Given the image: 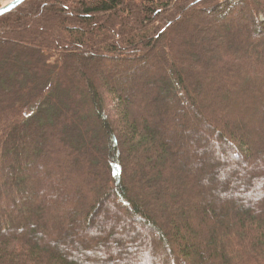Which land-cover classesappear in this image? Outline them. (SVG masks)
Masks as SVG:
<instances>
[{"label": "trees", "instance_id": "trees-1", "mask_svg": "<svg viewBox=\"0 0 264 264\" xmlns=\"http://www.w3.org/2000/svg\"><path fill=\"white\" fill-rule=\"evenodd\" d=\"M0 264H264V0L1 15Z\"/></svg>", "mask_w": 264, "mask_h": 264}, {"label": "water", "instance_id": "water-1", "mask_svg": "<svg viewBox=\"0 0 264 264\" xmlns=\"http://www.w3.org/2000/svg\"><path fill=\"white\" fill-rule=\"evenodd\" d=\"M25 0H9L7 3L0 6V16L11 11Z\"/></svg>", "mask_w": 264, "mask_h": 264}, {"label": "rangeland", "instance_id": "rangeland-1", "mask_svg": "<svg viewBox=\"0 0 264 264\" xmlns=\"http://www.w3.org/2000/svg\"><path fill=\"white\" fill-rule=\"evenodd\" d=\"M9 0H0V6L1 5H3V4H5V3H7ZM79 215V211H75L74 213H73V218H75V217H77Z\"/></svg>", "mask_w": 264, "mask_h": 264}]
</instances>
